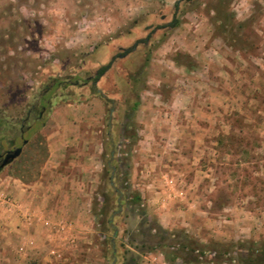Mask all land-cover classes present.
Masks as SVG:
<instances>
[{"label": "rangeland", "instance_id": "obj_1", "mask_svg": "<svg viewBox=\"0 0 264 264\" xmlns=\"http://www.w3.org/2000/svg\"><path fill=\"white\" fill-rule=\"evenodd\" d=\"M261 56L264 0H0V112L34 127L23 119L49 93L0 171V222L26 190L66 182L65 212L93 225L87 264H135L158 226L204 253L137 264H251L264 251ZM49 136L64 154L51 169Z\"/></svg>", "mask_w": 264, "mask_h": 264}, {"label": "crops", "instance_id": "obj_2", "mask_svg": "<svg viewBox=\"0 0 264 264\" xmlns=\"http://www.w3.org/2000/svg\"><path fill=\"white\" fill-rule=\"evenodd\" d=\"M62 140L48 137L46 166L50 169L64 158L59 146ZM70 189L66 182L57 186L45 182L34 191L37 198L26 190L21 203L15 201L5 208L0 222V264H87L84 257L93 250V225L89 217L65 212L77 206L64 194Z\"/></svg>", "mask_w": 264, "mask_h": 264}, {"label": "trees", "instance_id": "obj_3", "mask_svg": "<svg viewBox=\"0 0 264 264\" xmlns=\"http://www.w3.org/2000/svg\"><path fill=\"white\" fill-rule=\"evenodd\" d=\"M109 65L103 66L101 68L98 69V71L96 72V76L93 78V81H98L99 78L108 70ZM60 83V80L58 79H54L52 80V83L48 85L47 91L48 89H51L56 87L58 84ZM50 89V90H51ZM49 93H45L43 95H41L40 99H39V103L34 106L35 107V113H36V117H34L33 121H34V127H29V131L26 133H30L32 130L37 129L39 126H41L43 124V115L40 119L37 118V114L42 111V107H45V109L47 108V96ZM49 97V96H48ZM45 111V110H44ZM42 111V112H44ZM23 121H11L6 115L2 114L0 112V139H6L11 137L12 139L16 138L19 136V128L20 125H22ZM24 128V127H23ZM25 129V128H24ZM25 136V134H24ZM23 136V139H25ZM134 200L136 202H138V207L142 208L141 211L143 212V207L140 203L141 198L138 194H134ZM144 213V212H143ZM142 213V214H143ZM158 228V231H160V233L164 234V236H161L158 241L154 242V243H150L148 245H144L146 251L143 252H136L134 257H131L132 261L137 264V260L139 259V257L145 253V252H152L155 250H164V249H171L170 252H168L167 255H170L171 260L175 261L178 258H181L183 260V256L182 255H186V256H193L194 254H197L195 256H201V254L204 253V251H202V249L200 250L197 245L195 240L188 235L186 232H184L183 230H178V231H174V232H167L166 230H164L162 227L158 226L156 227ZM168 235V236H167ZM151 237H153V235H150ZM132 252V251H130ZM258 252H260V254H258L257 256L254 255V252L250 253V259L249 262H251V264H264V251L263 250H258ZM167 257V256H166ZM186 259V257H185ZM184 259V260H185Z\"/></svg>", "mask_w": 264, "mask_h": 264}, {"label": "flooded vegetation", "instance_id": "obj_4", "mask_svg": "<svg viewBox=\"0 0 264 264\" xmlns=\"http://www.w3.org/2000/svg\"><path fill=\"white\" fill-rule=\"evenodd\" d=\"M96 76V75H95ZM94 76V77H95ZM94 77H92L91 79H89V81H91L93 84H95L97 81H93V78ZM42 111H44L45 110V107H42V109H41ZM42 111H40L38 114H37V118L38 119H40L41 117H42V114H43V112ZM31 114H33L34 115V117H36V113H35V107L34 106H32L28 111H27V114H26V118L25 119H23V120H25V121H28V119L30 118V116H31ZM24 127V121H23V123H22V125H20V127H19V139H21L22 141H21V145H25L24 144V141H26L27 142V140L26 139H23V136H24V134H26L28 131H29V127H30V125H27V127L24 129L23 128ZM18 138L16 137V138H14V139H12L11 137H9V138H6V139H0V165H1V162H2V160H3V158L5 157V155L7 154V152L8 151H12V150H14L15 148H18L19 146H15V141L17 140ZM11 164V163H10ZM9 165V164H8ZM6 167V166H5ZM5 167H3V168H5ZM3 168H0V171L3 169Z\"/></svg>", "mask_w": 264, "mask_h": 264}, {"label": "water", "instance_id": "obj_5", "mask_svg": "<svg viewBox=\"0 0 264 264\" xmlns=\"http://www.w3.org/2000/svg\"><path fill=\"white\" fill-rule=\"evenodd\" d=\"M25 143L26 141H24V144ZM21 152H22L21 147L15 148L12 151H8L1 162L0 168H3L7 166L8 164H10L14 159H16L21 154Z\"/></svg>", "mask_w": 264, "mask_h": 264}]
</instances>
